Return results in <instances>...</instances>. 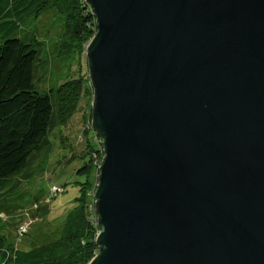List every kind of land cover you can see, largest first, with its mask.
<instances>
[{
	"label": "water",
	"instance_id": "water-1",
	"mask_svg": "<svg viewBox=\"0 0 264 264\" xmlns=\"http://www.w3.org/2000/svg\"><path fill=\"white\" fill-rule=\"evenodd\" d=\"M85 1L89 264H264V0Z\"/></svg>",
	"mask_w": 264,
	"mask_h": 264
},
{
	"label": "rangeland",
	"instance_id": "rangeland-1",
	"mask_svg": "<svg viewBox=\"0 0 264 264\" xmlns=\"http://www.w3.org/2000/svg\"><path fill=\"white\" fill-rule=\"evenodd\" d=\"M47 1L49 8L23 18L21 30L35 39L40 58L36 83L44 94L52 91L55 114L48 143L31 159L27 175L13 179L0 192V264L9 247L28 251L65 239L63 227L70 210L85 205L95 212L97 183L74 184L84 176L80 168L92 151L87 141L93 131L94 100L88 45L73 36L60 0ZM75 83L81 87L79 92ZM60 87L65 89L62 94ZM91 159L90 174L97 178L102 155L92 153Z\"/></svg>",
	"mask_w": 264,
	"mask_h": 264
},
{
	"label": "trees",
	"instance_id": "trees-1",
	"mask_svg": "<svg viewBox=\"0 0 264 264\" xmlns=\"http://www.w3.org/2000/svg\"><path fill=\"white\" fill-rule=\"evenodd\" d=\"M46 8H49L47 0H0V192L10 187L13 179L27 175L31 159L48 143L53 124V93L44 94L36 83L40 58L35 39L21 30L24 17ZM61 8L69 18L67 24L73 36L84 46L89 45L96 33V20L86 1L60 0ZM75 84L79 92L81 87ZM64 90L60 87L58 93ZM87 141L92 150L90 159L80 168L84 176L78 177L74 184L95 186L99 172L97 178L90 174L91 156L92 153L103 156L101 139L91 130ZM63 230L65 239L40 244L28 251L7 248L8 255L5 254L2 263L89 264L98 252L96 238L101 231L95 212L91 208L87 210L85 205L70 210Z\"/></svg>",
	"mask_w": 264,
	"mask_h": 264
},
{
	"label": "built area",
	"instance_id": "built-area-1",
	"mask_svg": "<svg viewBox=\"0 0 264 264\" xmlns=\"http://www.w3.org/2000/svg\"><path fill=\"white\" fill-rule=\"evenodd\" d=\"M101 152H102V154H103V156H104V153H103V141L101 140ZM103 156H102V159H101V163H102V160H103ZM100 166H101V164H100ZM100 166H99V168H100ZM98 172H99V169H98ZM23 228V227H22ZM23 230V229H22Z\"/></svg>",
	"mask_w": 264,
	"mask_h": 264
}]
</instances>
